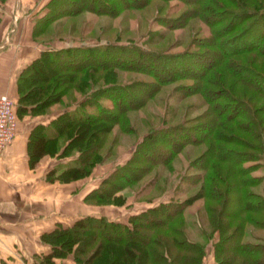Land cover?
I'll list each match as a JSON object with an SVG mask.
<instances>
[{
    "label": "trees",
    "instance_id": "trees-1",
    "mask_svg": "<svg viewBox=\"0 0 264 264\" xmlns=\"http://www.w3.org/2000/svg\"><path fill=\"white\" fill-rule=\"evenodd\" d=\"M168 1H45L36 10L32 26V38L44 46L16 74L14 110L18 122V117L25 114L45 113V107L59 94L70 89L82 92L83 99L74 106L60 109L46 123L33 124L26 140L30 166L44 154L53 155L60 160L46 176L74 180L90 175L94 165L103 161L104 135L115 123L125 130L122 114L126 110L141 107L161 86L181 80L166 97L183 99L197 94L204 108L177 124L164 123L149 129L129 157L87 190L83 200L121 204L124 195L117 192L142 177L153 164L168 162L186 144L206 142L208 152L189 164L196 171L181 176L182 181L198 184L194 197L206 198L209 229L205 230L204 241L189 238L185 231L184 209L189 198L170 199L124 219L93 213L78 216L67 225L56 224L40 233L39 240L48 245V250L33 252L36 260L32 264H56L54 257L69 254L72 264H202L208 241L215 264H264V194L252 188L262 178L250 174L255 163L243 164L254 160L248 153L262 149L264 142V123L257 117L261 105L256 107L251 102L254 94L264 96V89L253 84L255 79L264 83V0H179L186 8L175 17L165 12L170 8ZM152 3V20L162 28H180L198 18L206 33L202 27L197 28L186 47L174 51H154L116 40L63 47L39 40L51 22L84 10L117 16ZM154 32L148 30V34ZM195 57V64L187 60ZM151 63L160 68L155 69ZM129 69L146 73L151 79L116 82L117 70ZM239 83L252 91L249 97L239 96L243 93ZM103 98H108L111 105H103ZM218 119L234 122L245 133L233 131L234 135L227 138L237 148L228 145L220 150L216 140L225 138L219 128L227 130L228 125ZM223 160L230 163L227 175L214 169ZM205 169L210 172H203ZM234 197L235 207L226 211Z\"/></svg>",
    "mask_w": 264,
    "mask_h": 264
},
{
    "label": "rangeland",
    "instance_id": "rangeland-1",
    "mask_svg": "<svg viewBox=\"0 0 264 264\" xmlns=\"http://www.w3.org/2000/svg\"><path fill=\"white\" fill-rule=\"evenodd\" d=\"M153 4L154 3L149 4L146 8L140 10H124L117 16H109L104 14L98 15L84 10L77 15L63 17L60 20L51 22L47 29L39 36V40L43 39L48 42L46 45H51L54 47L83 45L85 43L99 44L106 41L116 40L117 42L123 43L134 42L139 44V46L154 51H162L166 48L174 51L186 47L190 37L196 34L197 28L202 27L201 29L205 30L203 33H206L205 26L198 18L189 20L185 26L180 28H162L152 20V15L154 13ZM166 4L168 6L170 5V8L168 11L165 10V12H167L168 15H172L173 17L177 16L182 10L186 8V5L179 0H169ZM263 22L264 20L262 23ZM149 29L156 31L154 32L155 34H148ZM43 46V43H41L40 48ZM224 48L225 46L222 47V49ZM247 55H249L248 57L250 58L251 54ZM120 57L122 59L124 58L123 56ZM196 59L197 58L195 57L189 58L187 60L195 64L194 61H196ZM246 59L248 60V58ZM185 63L189 65L187 62ZM150 65L157 70L160 68L157 64L155 65V63H151ZM194 69H197V67ZM139 79L149 80L151 79V76L138 70H117L116 82L124 83ZM180 82L182 81L180 80L174 83H167V85L161 86V88L153 97H150L146 100L144 105L136 109L126 110L122 114V116H124L123 124L125 125L124 127H126L125 130H123L118 123L110 126V129L104 135L103 147L101 148V152L105 153V158L102 162L94 165L91 176L87 178V181H90V183H87V187H89L88 190L96 186L105 176V174L113 169V167H115L117 164L123 163L129 157L136 144L142 139L143 135L149 129L155 126L163 125L164 123L177 124L182 121L183 118L195 115L204 108L202 99L197 94L187 96L183 99H180L176 96L169 98L166 97L169 89L175 83ZM253 84L259 85L264 89V83L258 79H255ZM238 85L242 90L243 86L240 83ZM244 89L243 93L240 92V94H237H239V96L249 97L252 91L247 90L248 88ZM83 97L84 96L82 92L79 90L70 89L62 94H59V97H56L58 99L55 102L47 105L44 110L46 113H49L52 111H59L64 107H72L74 104L79 102L80 99H83ZM254 97L255 99H252L253 101L251 102L255 104L256 107L257 105H261L258 108V110L261 111L257 114V117H259L264 123V96L258 97L256 94H254ZM102 103L103 105L107 106L111 105V101L108 98H103ZM191 103L193 106L191 105L190 108H186L187 105ZM20 120V123H23L24 125L28 122V119L26 118L25 120ZM218 121L228 125V128L226 127L227 130H225L223 127L219 128L221 136L225 138L216 140L220 150L222 151V149L228 145H232L233 147L237 148L238 146L235 143L234 145L231 144L227 138L231 137V135H234V132H238V134L241 135H245V133L240 132L234 125L235 123L232 121H224L219 119ZM197 134L198 133H196V135ZM263 138L264 134L261 136V139ZM261 145L262 149L251 150V152L248 153L250 157L254 158V160L243 162V164L255 163L253 164L254 168L250 174L261 175L262 179L259 184L253 186L252 188L253 190L264 194V142H262ZM205 151H207L206 142L186 144L182 149L174 153L168 162L153 164L142 177L119 190L117 193L124 195V202L121 204H91L96 205L95 208L97 205H103L106 206V208L112 207V210L107 208V212H111L110 216H112V219H120L118 217L126 218L130 213L139 211L160 201H168L170 199L181 200L184 198H189L188 204L184 209V217L186 222L185 231L189 238L204 241L205 230L209 229V219L204 209L206 198L202 195L194 197L193 194H195L197 191L198 184H192L186 180L182 181L181 176L188 175L196 171V168L191 165L189 166V164L194 158L199 157V155ZM230 155H232L231 157L235 156L234 154ZM204 157L206 158L208 155ZM204 157L199 161L203 162L205 159ZM209 160L214 161L215 163L218 162L215 157H210ZM219 165L220 167L217 168L216 165L214 169H218L222 175L229 174V172L226 171L230 167L229 161H224ZM232 169L234 171V167H232ZM202 171L210 172L206 169ZM228 180L233 183V178H229ZM87 181H84V183ZM235 198L236 197L232 198V202L226 206V211H230L235 207ZM117 207L122 208L123 211L118 212ZM97 208L101 209L103 207ZM261 233H264V231ZM36 253L40 254L42 252ZM120 253L122 256L123 253L121 251ZM31 258L32 260L30 264L36 260L32 254ZM54 261L56 264L73 263L71 254L62 258L54 257Z\"/></svg>",
    "mask_w": 264,
    "mask_h": 264
},
{
    "label": "crops",
    "instance_id": "crops-1",
    "mask_svg": "<svg viewBox=\"0 0 264 264\" xmlns=\"http://www.w3.org/2000/svg\"><path fill=\"white\" fill-rule=\"evenodd\" d=\"M45 1L0 0V94L14 101L16 74L41 46L32 38V26L36 10ZM56 112L18 118L13 140L0 150V264H30L32 252L48 249L40 242V233L56 224L67 225L78 216L93 213L112 218L107 212L112 207L97 205L103 207L98 209L83 200L91 174L67 181L48 178L46 172L60 160L49 154L41 156L34 166L29 165L26 140L30 127L46 123ZM25 118L28 122L24 125L20 119ZM202 264H215L210 241Z\"/></svg>",
    "mask_w": 264,
    "mask_h": 264
},
{
    "label": "built area",
    "instance_id": "built-area-1",
    "mask_svg": "<svg viewBox=\"0 0 264 264\" xmlns=\"http://www.w3.org/2000/svg\"><path fill=\"white\" fill-rule=\"evenodd\" d=\"M17 129L14 100L7 94H0V150L9 144Z\"/></svg>",
    "mask_w": 264,
    "mask_h": 264
}]
</instances>
